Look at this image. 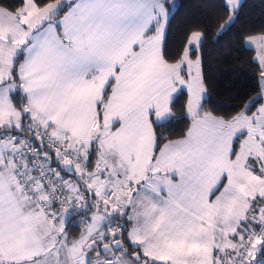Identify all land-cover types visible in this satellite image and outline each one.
I'll use <instances>...</instances> for the list:
<instances>
[{
	"label": "snow or ice",
	"instance_id": "6c2138e0",
	"mask_svg": "<svg viewBox=\"0 0 264 264\" xmlns=\"http://www.w3.org/2000/svg\"><path fill=\"white\" fill-rule=\"evenodd\" d=\"M173 7L0 3V264H264V86L205 110L206 33L167 58ZM242 7L221 0L216 36ZM239 40L264 81V29ZM183 89L189 127L169 140Z\"/></svg>",
	"mask_w": 264,
	"mask_h": 264
},
{
	"label": "trees",
	"instance_id": "16d2710c",
	"mask_svg": "<svg viewBox=\"0 0 264 264\" xmlns=\"http://www.w3.org/2000/svg\"><path fill=\"white\" fill-rule=\"evenodd\" d=\"M9 8H16L21 0H0ZM240 18L231 30L216 36V23L221 12V0H174L165 38V55L175 58L192 30H203L206 40L201 48L202 73L206 86L202 101L205 110L218 115L236 112L248 98L260 90V68L254 61L255 49L239 40L242 31L264 29V0H242ZM187 91L181 90L173 101V118L158 128L169 140L184 137L189 120L185 114ZM77 223V217L73 219ZM73 234L78 227L70 226Z\"/></svg>",
	"mask_w": 264,
	"mask_h": 264
},
{
	"label": "rangeland",
	"instance_id": "374dc122",
	"mask_svg": "<svg viewBox=\"0 0 264 264\" xmlns=\"http://www.w3.org/2000/svg\"><path fill=\"white\" fill-rule=\"evenodd\" d=\"M250 47H252V48H254L255 49V57H257L258 56V54H259V50L255 47V46H250ZM260 86L262 87V86H264V81H261L260 80ZM176 140H180V138L179 139H176Z\"/></svg>",
	"mask_w": 264,
	"mask_h": 264
},
{
	"label": "built area",
	"instance_id": "2783aa9c",
	"mask_svg": "<svg viewBox=\"0 0 264 264\" xmlns=\"http://www.w3.org/2000/svg\"><path fill=\"white\" fill-rule=\"evenodd\" d=\"M78 220H79V217H77V222H78ZM72 223L74 224L75 222H74V221H72Z\"/></svg>",
	"mask_w": 264,
	"mask_h": 264
},
{
	"label": "crops",
	"instance_id": "0c3cea01",
	"mask_svg": "<svg viewBox=\"0 0 264 264\" xmlns=\"http://www.w3.org/2000/svg\"><path fill=\"white\" fill-rule=\"evenodd\" d=\"M186 90V89H185ZM183 138V137H182ZM182 138H180V139H182Z\"/></svg>",
	"mask_w": 264,
	"mask_h": 264
}]
</instances>
